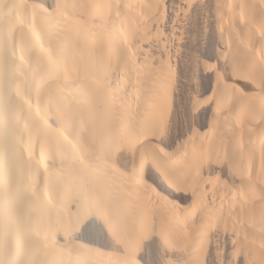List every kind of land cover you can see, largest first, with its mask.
Wrapping results in <instances>:
<instances>
[{
  "label": "bare ground",
  "instance_id": "1",
  "mask_svg": "<svg viewBox=\"0 0 264 264\" xmlns=\"http://www.w3.org/2000/svg\"><path fill=\"white\" fill-rule=\"evenodd\" d=\"M0 264H264V0H0Z\"/></svg>",
  "mask_w": 264,
  "mask_h": 264
}]
</instances>
